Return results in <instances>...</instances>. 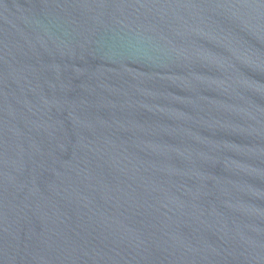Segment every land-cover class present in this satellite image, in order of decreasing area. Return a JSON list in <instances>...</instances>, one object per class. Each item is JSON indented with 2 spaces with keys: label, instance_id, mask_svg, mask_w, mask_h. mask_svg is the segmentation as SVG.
I'll return each mask as SVG.
<instances>
[{
  "label": "water",
  "instance_id": "95a60500",
  "mask_svg": "<svg viewBox=\"0 0 264 264\" xmlns=\"http://www.w3.org/2000/svg\"><path fill=\"white\" fill-rule=\"evenodd\" d=\"M0 264H264V0H0Z\"/></svg>",
  "mask_w": 264,
  "mask_h": 264
}]
</instances>
